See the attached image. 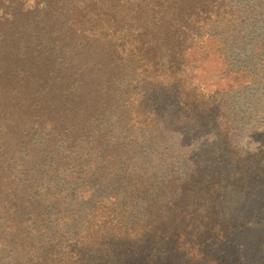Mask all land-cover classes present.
I'll return each instance as SVG.
<instances>
[{
  "label": "trees",
  "instance_id": "1",
  "mask_svg": "<svg viewBox=\"0 0 264 264\" xmlns=\"http://www.w3.org/2000/svg\"><path fill=\"white\" fill-rule=\"evenodd\" d=\"M245 233L264 264V0H0V264H250Z\"/></svg>",
  "mask_w": 264,
  "mask_h": 264
},
{
  "label": "rangeland",
  "instance_id": "2",
  "mask_svg": "<svg viewBox=\"0 0 264 264\" xmlns=\"http://www.w3.org/2000/svg\"><path fill=\"white\" fill-rule=\"evenodd\" d=\"M243 140L245 141V136L243 137ZM251 140V137L248 139V141ZM243 203V201L240 202V205ZM254 204V206H257L258 204H255V203H252ZM237 208V205L235 206ZM240 207V206H239ZM248 233H245L242 237V241L244 243V246H245V249H246V258H247V261L250 263V264H255L257 263L258 261H261L262 259L260 258V255H259V250L260 249H256V251H254L253 249L255 247H257V240L253 239V236H255L254 234H251L250 236L246 235ZM255 238V237H254ZM250 244V245H249ZM256 253V254H255Z\"/></svg>",
  "mask_w": 264,
  "mask_h": 264
}]
</instances>
